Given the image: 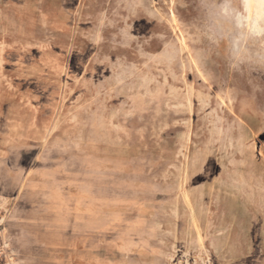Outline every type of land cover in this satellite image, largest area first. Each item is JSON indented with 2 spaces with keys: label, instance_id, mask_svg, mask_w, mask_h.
I'll use <instances>...</instances> for the list:
<instances>
[{
  "label": "rangeland",
  "instance_id": "1",
  "mask_svg": "<svg viewBox=\"0 0 264 264\" xmlns=\"http://www.w3.org/2000/svg\"><path fill=\"white\" fill-rule=\"evenodd\" d=\"M0 56V264H264V0H0Z\"/></svg>",
  "mask_w": 264,
  "mask_h": 264
},
{
  "label": "bare ground",
  "instance_id": "2",
  "mask_svg": "<svg viewBox=\"0 0 264 264\" xmlns=\"http://www.w3.org/2000/svg\"><path fill=\"white\" fill-rule=\"evenodd\" d=\"M80 3V2H79ZM3 46V45H2ZM6 46V45H5ZM11 47H13V46H11ZM6 52V51H5ZM50 53V52H49ZM2 55V54H1ZM1 57V56H0ZM21 57V56H20ZM50 58V57H49ZM60 58V57H59ZM23 59V58H22ZM20 60V59H19ZM59 60V59H58ZM56 61V60H55ZM54 61V62H55ZM4 62V61H3ZM40 62V61H39ZM61 62V61H60ZM62 63H64V62H62ZM19 64V63H18ZM46 64V63H45ZM65 64V63H64ZM66 65V64H65ZM39 68V67H38ZM65 68V67H64ZM67 68V67H66ZM65 68V69H66ZM18 69V68H17ZM62 69V68H61ZM21 70V69H20ZM31 70H32V68H31ZM33 72V71H32ZM47 72V71H46ZM26 74H27V72H26ZM58 74V73H57ZM19 75V74H18ZM21 75V74H20ZM23 75V74H22ZM29 75H31V74H29ZM33 75V74H32ZM35 76V75H34ZM58 77V76H57ZM68 77V76H67ZM47 78V77H46ZM59 78V77H58ZM5 79V78H4ZM62 79V78H61ZM9 80V79H8ZM25 80V79H24ZM53 80H54V78H53ZM34 81V80H33ZM8 83V82H7ZM29 84H31V83H29ZM35 85V84H34ZM38 85V84H37ZM12 86V85H11ZM21 86V85H20ZM29 86V85H28ZM36 86V85H35ZM19 88V87H18ZM38 88V87H37ZM39 89V88H38ZM44 90V89H43ZM21 94V93H20ZM29 96V95H28ZM48 99V98H47ZM46 100V99H45ZM44 101V100H43ZM34 108V107H33ZM79 109V108H78ZM75 110V109H74ZM72 114V112L70 113V115ZM69 116V115H68ZM62 119V118H61ZM73 121H74V119H73ZM35 122V121H34ZM64 122V121H63ZM38 123V122H37ZM58 123H59V121H58ZM58 123H57V125H58ZM66 123V122H65ZM73 123V122H72ZM62 124V123H61ZM70 124V123H69ZM44 125V124H43ZM56 125V126H57ZM71 127V126H70ZM46 130H48V129H46ZM53 130V129H52ZM47 133V132H46ZM74 134V133H73ZM39 135V134H38ZM40 136V135H39ZM46 136V135H45ZM69 137V136H68ZM41 139H42V137H41ZM49 140V139H48ZM45 142V141H44ZM47 142V141H46ZM39 143H41V141L39 142ZM8 144V143H7ZM51 144V143H50ZM54 144V143H53ZM94 145V144H93ZM97 144H95L94 146H96ZM5 146H7V145H5ZM23 146H24V144H23ZM92 146V145H91ZM93 146V147H94ZM3 147V146H2ZM25 147H27V146H25ZM93 147H91L92 148V150H93ZM24 148V147H23ZM98 148V147H97ZM7 149V148H6ZM11 150V149H10ZM14 150H17L18 151V149H14ZM43 150V149H42ZM96 150V148L93 150V151H95ZM76 151V150H75ZM1 152V151H0ZM7 152H9L8 150H7ZM12 152V151H11ZM10 152V153H11ZM13 152H15V151H13ZM78 152V151H77ZM96 152V151H95ZM100 152V151H99ZM4 153V152H3ZM98 153V152H97ZM16 154V153H15ZM127 154V153H126ZM7 155V154H6ZM16 155H18L19 156V154H16ZM63 155H64V153H63ZM75 155H76V153H75ZM11 156H13V154L11 155ZM61 156V155H60ZM93 156V155H92ZM97 155H95V157H96ZM127 157H128V155H126ZM57 157V156H56ZM14 158H16L15 156H14ZM13 158V159H14ZM90 158V157H89ZM100 158V157H99ZM18 159V158H17ZM16 159V160H17ZM41 160V159H40ZM51 160V159H50ZM84 160V159H83ZM14 161V160H13ZM88 161V160H87ZM117 161H118V159H117ZM116 161V162H117ZM119 161H120V159H119ZM123 161V160H122ZM126 161V160H125ZM11 162V161H10ZM41 162V161H40ZM116 162H114V163H116ZM12 163V162H11ZM22 163H25V162H22ZM49 163V162H48ZM118 163V162H117ZM55 164V163H54ZM126 164V163H125ZM13 165V164H12ZM21 165V164H20ZM24 165V164H23ZM23 165H21V166H23ZM98 165V164H97ZM108 165V164H107ZM120 165V164H119ZM8 166H9V164H8ZM14 166V165H13ZM55 166V165H54ZM57 166V165H56ZM87 166V165H86ZM85 166V167H86ZM10 167V166H9ZM16 167V166H15ZM117 167V166H116ZM119 167H121V166H119ZM127 167V166H126ZM16 168H18V167H16ZM21 168V167H20ZM15 169V168H14ZM56 168H54V170H55ZM97 169V168H96ZM100 169V168H99ZM116 169H119V168H116ZM122 169V168H121ZM22 170V169H21ZM53 170V169H52ZM52 170H51V172H52ZM98 170V169H97ZM125 170V169H124ZM11 171H12V168H11ZM15 170H13V172H14ZM22 171H24V170H22ZM41 171V170H40ZM43 171V170H42ZM41 171V172H42ZM48 171V170H47ZM49 171H50V169H49ZM92 171V170H91ZM16 172V171H15ZM46 171L44 170V173H45ZM94 172H96V171H94ZM30 173V172H29ZM28 173V174H29ZM49 173V172H48ZM54 173V172H53ZM89 173V172H88ZM92 173V172H91ZM132 173V172H131ZM95 174H97V173H95ZM94 174V175H95ZM40 176V175H39ZM186 177H187V175H185ZM35 177V176H34ZM41 177V176H40ZM48 177H51V176H48ZM55 177V176H54ZM42 178V177H41ZM52 179H53V176L51 177ZM50 178V179H51ZM58 178V177H57ZM36 179V178H35ZM48 179V178H47ZM58 180V179H57ZM60 181V180H59ZM53 182H55V181H53ZM185 182V181H184ZM22 183V182H21ZM49 183H51L50 181H49ZM24 184V183H23ZM35 184H36V182H35ZM44 184V183H43ZM57 185V184H56ZM75 185V184H74ZM62 186L63 185H61V187L60 188H62ZM29 187V186H28ZM42 187V186H41ZM68 187V186H67ZM62 190V189H61ZM69 190V189H68ZM63 191H64V189H63ZM67 191V190H66ZM19 192V191H18ZM96 192H98V191H96ZM16 193V192H15ZM16 195V194H15ZM18 195V194H17ZM20 195V194H19ZM96 195V194H95ZM184 195V194H183ZM67 196V195H66ZM11 197H12V195H11ZM41 197V196H40ZM58 197V196H57ZM63 197V196H62ZM68 197V196H67ZM88 196H86L85 198H87ZM7 198V197H6ZM65 198V197H64ZM69 198V197H68ZM193 198H195V197H193ZM2 199V198H1ZM8 199V198H7ZM14 199V198H13ZM67 200V199H66ZM68 200H70V198L68 199ZM92 200V199H91ZM87 201V200H86ZM94 201V200H93ZM16 202V201H15ZM194 202V201H193ZM4 203V202H3ZM6 203H7V201H6ZM102 203V202H101ZM188 203V202H187ZM198 203V202H197ZM191 204H193V203H191ZM196 206H197V204H196ZM72 208V207H71ZM74 208V207H73ZM78 208V207H77ZM115 208V207H114ZM199 208V207H198ZM194 209V208H193ZM190 210V209H189ZM188 210V211H189ZM72 211V210H71ZM94 211V210H93ZM99 211H100V209H99ZM187 211V210H186ZM199 212V211H198ZM103 213V212H102ZM191 213V212H190ZM63 214V213H62ZM94 214V213H93ZM99 214H101V213H99ZM196 214V213H195ZM201 214V213H200ZM66 215V214H65ZM77 215V214H76ZM94 215H96L97 216V214H94ZM191 215H192V213H191ZM87 216V215H86ZM90 216H92V215H90ZM63 217V216H62ZM82 217H83V215H82ZM93 217V216H92ZM91 217V218H92ZM198 217H200V215L198 216ZM100 218V217H99ZM102 218V217H101ZM190 218V217H189ZM86 219V218H85ZM99 220V219H98ZM199 220V219H198ZM203 220V219H202ZM74 221V220H73ZM86 221V220H85ZM100 221V220H99ZM188 221V220H187ZM89 222H90V220H89ZM96 223H97V221H96ZM77 224V223H76ZM94 224V223H93ZM92 224V225H93ZM207 224H209V223H207ZM79 225V224H78ZM89 225H91V224H89ZM88 225V226H89ZM92 225H91V227H92ZM210 225V224H209ZM82 226V225H81ZM94 226V225H93ZM189 226V225H188ZM90 227V226H89ZM95 227V226H94ZM97 227V226H96ZM95 227V228H96ZM99 227V226H98ZM191 227V226H190ZM74 228V227H73ZM86 228V227H85ZM95 228L92 230V231H94L95 230ZM100 228H102L101 226H100ZM90 230V231H91ZM193 230V229H192ZM209 230V229H208ZM208 230H206V233H207V231ZM96 231V230H95ZM99 231V230H98ZM200 233V232H199ZM210 233V232H209ZM88 234V233H87ZM203 235V234H202ZM207 236V235H206ZM205 236V237H206ZM4 237V236H3ZM198 239H199V237H198ZM33 240V239H32ZM202 245V244H201ZM146 248V247H145ZM136 250V249H135ZM133 261V260H132Z\"/></svg>",
  "mask_w": 264,
  "mask_h": 264
}]
</instances>
